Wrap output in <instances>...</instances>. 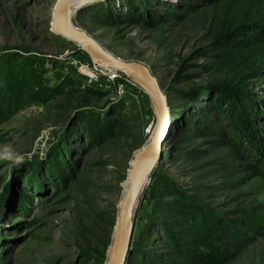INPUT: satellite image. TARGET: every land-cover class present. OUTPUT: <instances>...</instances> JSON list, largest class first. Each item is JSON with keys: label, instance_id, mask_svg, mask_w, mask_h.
Wrapping results in <instances>:
<instances>
[{"label": "rangeland", "instance_id": "obj_1", "mask_svg": "<svg viewBox=\"0 0 264 264\" xmlns=\"http://www.w3.org/2000/svg\"><path fill=\"white\" fill-rule=\"evenodd\" d=\"M56 1L0 0V264H106L157 119L137 82L97 78L56 34ZM71 20L148 67L167 99L124 264H264V232L230 258L222 230L264 214V43L238 42L264 24V0H95Z\"/></svg>", "mask_w": 264, "mask_h": 264}, {"label": "water", "instance_id": "obj_2", "mask_svg": "<svg viewBox=\"0 0 264 264\" xmlns=\"http://www.w3.org/2000/svg\"><path fill=\"white\" fill-rule=\"evenodd\" d=\"M95 0H78L75 3L74 13L83 6ZM71 0H57L53 9V28L56 34L64 36L80 46L95 60V62L114 66L125 76L137 82L149 95L156 112V137L142 145L133 154L128 173V186L124 192L116 218L113 233V243L107 264H124L127 251L131 241V220L129 223L130 207L138 183V169L140 164L151 155L158 156L161 152V141L168 123V104L166 97L162 94L156 77L145 65L125 61L106 51L88 33L77 29L71 20ZM132 219V218H131Z\"/></svg>", "mask_w": 264, "mask_h": 264}, {"label": "trees", "instance_id": "obj_3", "mask_svg": "<svg viewBox=\"0 0 264 264\" xmlns=\"http://www.w3.org/2000/svg\"><path fill=\"white\" fill-rule=\"evenodd\" d=\"M247 31L253 32V34L251 36L248 35V39L240 38L238 40L242 48H247L251 44L264 43V24L251 26L250 29L248 27ZM257 163H252L250 168H255L257 166ZM259 208L263 209L264 211V207L259 206ZM173 210L175 211V209ZM248 216L251 217V220L241 219L242 226L245 227V232L239 230L236 231L233 228L231 230L227 224H224V226L222 227V230L225 232L226 237V248L230 250V258L233 257V255L237 252L241 251L244 246L250 244L255 240V238H257L264 232V214L259 215L253 212H249ZM172 252H174V254H179V251L177 249H173Z\"/></svg>", "mask_w": 264, "mask_h": 264}, {"label": "bare ground", "instance_id": "obj_4", "mask_svg": "<svg viewBox=\"0 0 264 264\" xmlns=\"http://www.w3.org/2000/svg\"><path fill=\"white\" fill-rule=\"evenodd\" d=\"M77 1L78 0H71V15L74 13V10H75L74 6H75V3ZM80 46L82 47V45H80ZM94 62H95V60H94ZM95 63L99 66L100 69H103V70H106V71L107 70L116 69V71H117V68H115L114 66L102 65V64H99L97 62H95ZM156 135H157V133H156V123H155V127H154V129H153V131H152V133H151V135H150V137L148 139V142L153 140L156 137ZM154 161H155V156L151 155L147 160L143 161L140 164V166H139V169H138V183H137V187H136V190H135V193H134L133 201H132V204H131V207H130L129 223H130V220H131V218H132V216L134 214V211H135V208H136V204L138 202V197H139L141 191L143 190V187H144V185H145V183H146V181L148 179V176L150 174V170H151V168H152V166L154 164ZM127 186H128V177H127V182H126V185H125L124 192L126 191ZM119 203H120V201H119ZM118 209H119V204H118ZM116 218H117V216H116ZM115 225H116V223H115ZM114 229H115V226H114ZM113 233H114V231H113ZM112 243H113V236L111 237L110 247L108 248V257H109L110 251H111ZM108 257H107V261H108ZM107 261H106V264H107Z\"/></svg>", "mask_w": 264, "mask_h": 264}, {"label": "built area", "instance_id": "obj_5", "mask_svg": "<svg viewBox=\"0 0 264 264\" xmlns=\"http://www.w3.org/2000/svg\"><path fill=\"white\" fill-rule=\"evenodd\" d=\"M81 65V64H80ZM82 67H84V68H87L88 66L87 65H81ZM93 69H94V71H96L97 73V78L99 77V74L100 75H102L101 73H105V72H101V71H99L100 69H99V67H97L96 65L95 66H93ZM103 76V75H102Z\"/></svg>", "mask_w": 264, "mask_h": 264}]
</instances>
